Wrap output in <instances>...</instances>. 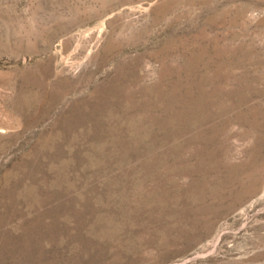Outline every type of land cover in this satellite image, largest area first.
I'll use <instances>...</instances> for the list:
<instances>
[{
    "label": "rangeland",
    "instance_id": "rangeland-1",
    "mask_svg": "<svg viewBox=\"0 0 264 264\" xmlns=\"http://www.w3.org/2000/svg\"><path fill=\"white\" fill-rule=\"evenodd\" d=\"M0 200V264H264V0H0Z\"/></svg>",
    "mask_w": 264,
    "mask_h": 264
},
{
    "label": "bare ground",
    "instance_id": "bare-ground-1",
    "mask_svg": "<svg viewBox=\"0 0 264 264\" xmlns=\"http://www.w3.org/2000/svg\"><path fill=\"white\" fill-rule=\"evenodd\" d=\"M27 80L29 81L28 77ZM33 83L36 84L37 82L33 81ZM60 86H58L56 90L54 89L55 93L53 92L52 97H54V95L60 96L74 88L68 81H63ZM82 110H84V108L74 102L67 111V115L72 116L70 120L71 122L73 121V124L81 121V118H86L88 116L85 115ZM50 213L51 210L35 209V207L32 206L26 211L19 210L14 206L3 204L0 200V258L2 259L8 257L9 254L18 253L29 256L32 249L37 247L38 237L41 234V227L45 222L44 218L50 215ZM13 219L20 220L19 228L21 231L15 236L2 228L3 225Z\"/></svg>",
    "mask_w": 264,
    "mask_h": 264
}]
</instances>
